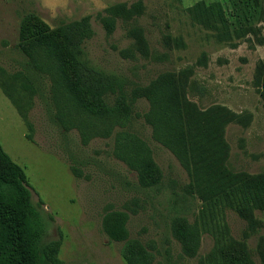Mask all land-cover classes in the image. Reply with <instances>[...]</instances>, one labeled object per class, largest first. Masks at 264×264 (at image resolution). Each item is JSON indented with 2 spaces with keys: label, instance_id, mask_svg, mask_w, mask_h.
<instances>
[{
  "label": "rangeland",
  "instance_id": "rangeland-1",
  "mask_svg": "<svg viewBox=\"0 0 264 264\" xmlns=\"http://www.w3.org/2000/svg\"><path fill=\"white\" fill-rule=\"evenodd\" d=\"M32 17L48 33L88 19L68 50L110 106L119 98L133 113L83 143L60 123L49 79L21 112L0 74V144L25 173L47 264H132L135 251L148 261L133 264H264V0H0V69L10 75L32 73L20 46ZM168 82L217 122L199 176L154 139L146 117L150 92ZM125 133L152 154L160 182L151 188L113 155Z\"/></svg>",
  "mask_w": 264,
  "mask_h": 264
},
{
  "label": "trees",
  "instance_id": "trees-1",
  "mask_svg": "<svg viewBox=\"0 0 264 264\" xmlns=\"http://www.w3.org/2000/svg\"><path fill=\"white\" fill-rule=\"evenodd\" d=\"M110 11L123 17L127 13L125 7ZM35 21H38L37 25H30ZM88 23L85 19L48 33L47 27L40 24L37 18H27L21 30L26 44L20 46L29 59L32 73L10 75L0 69L3 78L1 86L21 112L40 91L39 79H49L52 97L60 105L57 116L60 123L65 131L77 129L83 143L100 132L103 136L112 133L115 126H122L133 116L131 108L122 106L119 98L114 106L108 104V90L88 82L82 72L87 70L86 66L75 52L68 50L74 42H80L85 37ZM62 37L67 39L69 46L66 48L56 41ZM170 85L169 82L162 83L150 92L151 109L146 117L152 126L154 139L175 155L190 177L194 174L199 176L202 168H206L204 165L211 153L216 152L211 148V130L216 132L217 122L213 123L204 114L197 113L195 106L186 100L175 97V85H172L174 89ZM112 91L113 94L116 92L114 88ZM100 125L104 126L103 129ZM125 134H117L113 155L138 175L142 188L153 187L160 181L154 178L157 169L148 146L135 135ZM44 235L45 225L32 203L25 173L0 144V264H47ZM185 237L191 244L196 243L191 227L185 231ZM143 257L147 262L148 256H141L135 251L127 259L133 264Z\"/></svg>",
  "mask_w": 264,
  "mask_h": 264
}]
</instances>
